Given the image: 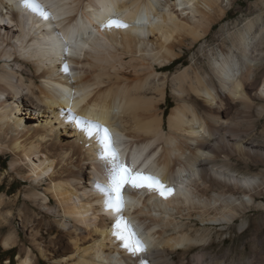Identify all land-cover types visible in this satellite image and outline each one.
<instances>
[{"label": "bare ground", "instance_id": "bare-ground-1", "mask_svg": "<svg viewBox=\"0 0 264 264\" xmlns=\"http://www.w3.org/2000/svg\"><path fill=\"white\" fill-rule=\"evenodd\" d=\"M234 1L37 0L34 11L0 0L2 177L28 182L0 192V245L18 246L17 264H264V254L213 252L224 239L209 227L264 211V17L222 26L182 59ZM73 116L107 128L119 162L171 193L126 185L121 212L109 210L100 136ZM118 218L145 252L124 250Z\"/></svg>", "mask_w": 264, "mask_h": 264}, {"label": "rangeland", "instance_id": "rangeland-1", "mask_svg": "<svg viewBox=\"0 0 264 264\" xmlns=\"http://www.w3.org/2000/svg\"><path fill=\"white\" fill-rule=\"evenodd\" d=\"M225 15L226 16L224 17V19H222L219 23L213 26L212 30L208 34V37L206 38V40H204L205 42L201 40L196 43V46L192 50L185 51L182 59H185L186 63H190L192 61L191 58L193 57V55H198L200 47H205L206 44L210 42V40L217 39L219 37L220 29L222 26H226V28L233 29L235 24L237 26H240L246 21L247 18H252L257 15H262L264 17V0H235L230 6V8H228ZM178 66V61H176L174 64L168 65L166 68H168L170 71H174ZM168 94H170V89L168 90ZM170 100L171 96L167 98V104L172 101ZM171 104H173V102H171ZM257 127L258 130L261 128L260 125ZM255 138L260 140L261 136L256 134ZM9 158V154H0V192H7L8 197L11 198L17 191L25 189L28 182H17L19 180L17 176L2 177V172L5 168L8 167ZM250 166L251 168H246L244 163H242L241 161H235L233 165V167L239 171H254L253 166ZM257 202L264 203V193L259 197V199H257ZM13 215L15 218L14 228H16L19 232V237L21 238V240H25V233L22 227L20 226L19 220L17 219L16 214L13 213ZM242 218L249 219L251 223L246 231H244V228H240L239 225V223H241L242 221ZM197 224L202 227L199 222ZM209 227H213L214 232L215 230H218V236H220V239H224V241L220 243H214L215 247L211 249L213 252L225 253L228 250L230 254L234 255L242 251V253H244V256L246 257L251 256L252 254H264V211L262 210H255L251 208L249 211L246 212L243 217H237L236 221L232 224V228L228 231L224 228L220 229V225H217L216 227L209 225ZM214 232L213 237L215 236L214 234H216V232ZM255 233L256 236H254ZM203 249L204 248H199L198 250L203 251ZM17 250L18 246H15L11 250H4L0 245V264H17L15 259ZM7 258L9 259V262L5 263V259ZM38 264L50 263L42 259L41 257H38Z\"/></svg>", "mask_w": 264, "mask_h": 264}, {"label": "snow or ice", "instance_id": "snow-or-ice-1", "mask_svg": "<svg viewBox=\"0 0 264 264\" xmlns=\"http://www.w3.org/2000/svg\"><path fill=\"white\" fill-rule=\"evenodd\" d=\"M23 3L31 7L34 11L39 9L37 0H23ZM44 18H48L49 14L41 12ZM119 21H110L111 24H119ZM76 124L91 136L93 132L99 134L100 139L98 143L101 146V151L98 153L99 157L107 162L109 165V185L101 188V191L107 196V207L109 210H114L120 213L123 208L122 189L127 185L134 190L145 189L148 191H158L161 196L171 193V189H166L162 182L156 177L139 172H133L127 165L119 162L118 154L112 147L111 137L107 128L98 124L95 121H86L82 117L73 116ZM113 235L122 242V247L132 256L137 253L145 252L146 249L142 243L136 238L135 233L129 228L122 218L115 220L113 225Z\"/></svg>", "mask_w": 264, "mask_h": 264}]
</instances>
